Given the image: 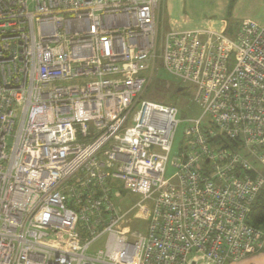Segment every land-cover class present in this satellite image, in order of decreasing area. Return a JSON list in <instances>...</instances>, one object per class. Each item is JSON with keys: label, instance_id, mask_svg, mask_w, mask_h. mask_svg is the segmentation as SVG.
I'll return each mask as SVG.
<instances>
[{"label": "built area", "instance_id": "2783aa9c", "mask_svg": "<svg viewBox=\"0 0 264 264\" xmlns=\"http://www.w3.org/2000/svg\"><path fill=\"white\" fill-rule=\"evenodd\" d=\"M159 4L0 0V264H225L264 251L247 221L264 186V23L164 34L161 65L200 111L184 116L142 98ZM120 188L141 196L124 212ZM144 202L145 229L127 226Z\"/></svg>", "mask_w": 264, "mask_h": 264}, {"label": "crops", "instance_id": "0c3cea01", "mask_svg": "<svg viewBox=\"0 0 264 264\" xmlns=\"http://www.w3.org/2000/svg\"><path fill=\"white\" fill-rule=\"evenodd\" d=\"M156 19V31L164 24V33L212 30L234 36L244 19L264 23V0H160ZM225 264H264V251Z\"/></svg>", "mask_w": 264, "mask_h": 264}, {"label": "rangeland", "instance_id": "374dc122", "mask_svg": "<svg viewBox=\"0 0 264 264\" xmlns=\"http://www.w3.org/2000/svg\"><path fill=\"white\" fill-rule=\"evenodd\" d=\"M234 25L235 23H233L232 28H234ZM165 30L166 28L164 24H162L161 27L157 29V60L152 72L149 86L143 91L142 98L153 101H157V99L161 101L168 100V102H172V100L170 99H173L175 104L178 106L181 115L193 116L199 114L200 111L197 105L192 100V90L190 86L181 84V82L168 75L161 65L162 63L159 55L161 53L162 38L165 34ZM178 85L182 88V90L175 92V88ZM183 126L184 124L180 123L175 133L172 149V154L174 153V155L177 154L178 147L182 142ZM174 171L175 168L172 165H168L165 174L166 176H170L174 173ZM111 199L118 211L124 212L130 209L134 204L138 203L141 199V196L127 190H122L120 188L116 192L114 190L111 192ZM144 208L145 211H143ZM148 209L149 206L145 202L143 204H140V206L136 207L135 209H132V211L128 215L130 221L127 223V226H133L135 227V229L140 231L144 230L147 225L146 217L148 216ZM127 226L123 224V228L127 229ZM102 244V240L97 241L93 244L90 251L93 252L97 250L98 248L102 247Z\"/></svg>", "mask_w": 264, "mask_h": 264}, {"label": "trees", "instance_id": "16d2710c", "mask_svg": "<svg viewBox=\"0 0 264 264\" xmlns=\"http://www.w3.org/2000/svg\"><path fill=\"white\" fill-rule=\"evenodd\" d=\"M149 86V85H148ZM179 85L175 88V92L178 91ZM172 102L167 101H161L157 99L158 102L162 103H170L175 105L177 108L178 106L175 104L173 99ZM247 221L249 224L255 226V227H261L264 224V186L258 193L254 203L251 206L250 212L247 217Z\"/></svg>", "mask_w": 264, "mask_h": 264}, {"label": "water", "instance_id": "95a60500", "mask_svg": "<svg viewBox=\"0 0 264 264\" xmlns=\"http://www.w3.org/2000/svg\"><path fill=\"white\" fill-rule=\"evenodd\" d=\"M180 90H182V88H181V87H179V88H178V91H180Z\"/></svg>", "mask_w": 264, "mask_h": 264}]
</instances>
